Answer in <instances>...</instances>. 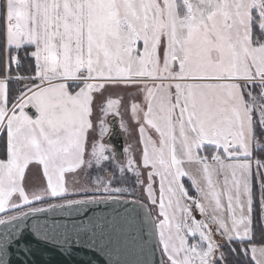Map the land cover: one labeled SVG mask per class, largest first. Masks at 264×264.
I'll list each match as a JSON object with an SVG mask.
<instances>
[{
	"label": "snow or ice",
	"instance_id": "obj_1",
	"mask_svg": "<svg viewBox=\"0 0 264 264\" xmlns=\"http://www.w3.org/2000/svg\"><path fill=\"white\" fill-rule=\"evenodd\" d=\"M0 264H264V0H0Z\"/></svg>",
	"mask_w": 264,
	"mask_h": 264
},
{
	"label": "water",
	"instance_id": "obj_2",
	"mask_svg": "<svg viewBox=\"0 0 264 264\" xmlns=\"http://www.w3.org/2000/svg\"><path fill=\"white\" fill-rule=\"evenodd\" d=\"M113 139L115 140V141H117V142H122V137H120L119 139L118 138H116V137H113ZM130 206V205H129ZM101 211H108V209H106V208H104V206H100L99 208H97V207H93L92 209H90V210H88V215H92V214H94V213H98V212H101ZM77 217V214L76 213H73L71 216H67V215H57V216H55V217H48V219H57V220H61V221H65V222H67V221H70V220H72V219H74V218H76ZM42 218H44L43 216H42ZM31 221H29V223H30ZM47 258V257H46Z\"/></svg>",
	"mask_w": 264,
	"mask_h": 264
}]
</instances>
